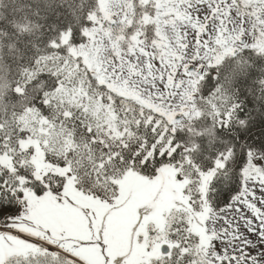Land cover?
<instances>
[{"label":"snow or ice","instance_id":"6c2138e0","mask_svg":"<svg viewBox=\"0 0 264 264\" xmlns=\"http://www.w3.org/2000/svg\"><path fill=\"white\" fill-rule=\"evenodd\" d=\"M0 264H264V0H0Z\"/></svg>","mask_w":264,"mask_h":264}]
</instances>
